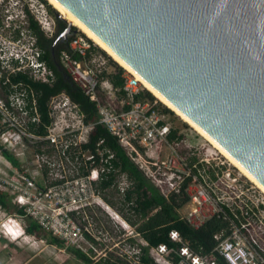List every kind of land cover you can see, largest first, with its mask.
<instances>
[{
	"label": "built area",
	"instance_id": "1",
	"mask_svg": "<svg viewBox=\"0 0 264 264\" xmlns=\"http://www.w3.org/2000/svg\"><path fill=\"white\" fill-rule=\"evenodd\" d=\"M24 1L43 31L47 35L52 33L54 27L48 23V12L43 9L42 4L35 10L26 3V0ZM10 43L12 46L15 43L10 37L3 43L0 41V60L10 72L27 71L34 79L46 82L53 79L52 71L38 58L40 52L36 46L33 47L29 62H24L23 56L15 48L6 51ZM31 43H34L32 36ZM94 45L84 36L76 34L69 40L67 48L59 52L58 58L73 82L95 102L97 121L128 149L132 159L164 196L181 190L187 195L185 204L190 203V209L187 212L179 211L181 218L186 219L194 227H198L213 215L228 222L230 232L225 236L223 231L216 232L214 238L218 243L207 253L193 251L182 239L179 231L172 228L169 231V238L179 242V245L170 247L166 243H159L149 246L148 254L154 262L218 264L216 259L218 252L228 264H259L249 257L240 238L246 230L252 240L249 241L248 250L254 247L256 242L251 236L249 216L263 209V202L261 200L254 202L244 194L234 199L230 198L227 194L233 192V188H229L230 181L223 174L224 163L215 161L212 156L201 157L194 150L186 152L179 149L184 137L179 138V132L170 137L174 127L166 119L165 114L155 102L139 96L144 87L141 81L135 74L127 71L121 74L123 84L114 85L109 75L105 74L103 62L98 59ZM12 57L18 58L20 64L14 66L11 63ZM59 96H62L61 101L58 99ZM13 97L11 94L8 96L9 105L0 97V113L10 110V107L13 109L16 105ZM16 98L21 99L18 106L25 112L22 98L20 96ZM65 101L70 99L64 93L50 98V115L55 119L54 126L57 124L56 120L61 117V111L57 112L60 102ZM73 105L77 108L83 125V115L77 105L75 103ZM73 131L74 129L69 126L58 125L57 131L48 132L44 138H49L56 146L62 145L66 141L65 136L72 134ZM4 132L0 134L2 137H5ZM70 144L72 143H64L63 153ZM76 144L79 143L74 142L73 145ZM0 161L2 171L6 173V176H0V191L6 192L12 203L24 209V214H10L0 220V236L18 240L26 232L23 218L30 217L41 228L64 239L67 246L76 243L80 247L77 241L84 239L85 233H91V230L87 225L83 228L78 224L75 217H80L92 201L100 200L95 198L92 184L99 178L98 168L91 169L88 174L72 178L60 177L49 184L40 185L35 182L33 176L20 173L7 164L9 160L3 154ZM221 184L224 185V190ZM235 248H240L244 254L235 255L233 252ZM137 251L136 248L135 252ZM174 255L178 256L177 262L173 261Z\"/></svg>",
	"mask_w": 264,
	"mask_h": 264
},
{
	"label": "water",
	"instance_id": "2",
	"mask_svg": "<svg viewBox=\"0 0 264 264\" xmlns=\"http://www.w3.org/2000/svg\"><path fill=\"white\" fill-rule=\"evenodd\" d=\"M53 1L264 186V0Z\"/></svg>",
	"mask_w": 264,
	"mask_h": 264
},
{
	"label": "trees",
	"instance_id": "3",
	"mask_svg": "<svg viewBox=\"0 0 264 264\" xmlns=\"http://www.w3.org/2000/svg\"><path fill=\"white\" fill-rule=\"evenodd\" d=\"M49 11L53 14L52 8L49 7ZM56 20L58 24L65 25L62 19L56 18ZM28 32L34 38V44L39 49L38 58L44 61L53 73V79L48 82L34 79L27 71L19 70L9 73L7 91L9 95L15 94L22 98L24 110L30 116L27 122L29 132L43 138L42 141L47 140L44 137L48 134V127L52 123L50 98L60 93L66 94L77 105L79 112L83 115V122L92 124L87 140L76 145L70 144L66 148V152L71 154L73 151L71 158L78 157L82 161L79 166V175L88 174L92 167L98 168L99 178L92 182L97 189L106 190L116 187L117 177L120 175L125 177L127 184L120 200L121 206L118 209L124 219L146 242V244L136 243L138 251L134 252V260L128 259L125 255H115L111 252L108 255L92 258L90 254L80 248L68 245L67 247L72 250L74 256L85 264H156L148 254V247L159 243H166L170 247L179 245V242H174L169 238V231L172 228L179 231L182 239L189 244L193 251L210 252L218 243L214 234L223 231V236H225L230 232L228 222L222 217L213 215L198 227H194L186 219L181 218L179 208L186 203L187 195L182 190L170 193L167 197L160 192L132 159L128 149L121 145L102 123L97 121L95 102L73 82L60 63L59 52L67 48L71 37L69 36L66 41L55 47L56 56L53 58L51 52L53 39L46 36L33 20ZM121 74L122 68L119 67L115 74L109 75L114 85L121 86L123 84L124 79ZM139 96L153 98L148 90H142ZM6 101L9 105L8 97ZM163 111H169V109L164 107ZM176 132L177 130L174 128L170 137H174ZM182 137L184 136L180 134L179 138ZM38 150L40 151V149ZM0 152L13 166H19L17 158L1 144ZM85 152L88 153L86 158L83 156ZM0 207L9 212L16 211V213L24 214L23 207L12 203L10 196L4 191H0ZM125 208L127 209L126 213L123 211ZM236 210L240 211L238 208ZM25 230L29 234L44 238L49 243L59 246L65 244L64 240L41 228L32 219L28 220ZM85 236L94 240L87 233ZM216 259L218 264H228L218 252H216ZM177 260L178 256L174 255L173 261L177 262Z\"/></svg>",
	"mask_w": 264,
	"mask_h": 264
},
{
	"label": "rangeland",
	"instance_id": "4",
	"mask_svg": "<svg viewBox=\"0 0 264 264\" xmlns=\"http://www.w3.org/2000/svg\"><path fill=\"white\" fill-rule=\"evenodd\" d=\"M10 1L9 5L14 7L15 13L18 12V0ZM26 3H29L31 7L33 6L35 10L42 4L44 7L43 9L48 12L47 18L51 27L53 28L54 24L57 23L54 16L55 14H52L49 11V7H53L46 0H26ZM64 20L66 21V19ZM18 23L20 22L17 20L15 24L16 28L18 27ZM65 25L67 26V22H65ZM71 27L75 28L76 31L70 32V37L76 34L82 35L91 43L95 44L76 26L71 24ZM25 31L23 36H21V34L17 36L28 39L29 37ZM44 34L49 36V33L47 35L44 32ZM94 46L98 59L103 62V66L105 68L104 72L107 76L115 74L119 70V67L122 68V73L127 72L125 68L115 62L97 44ZM142 90L148 89L143 87ZM12 96H14L13 98L15 99L14 101L16 105L13 106V109L0 113V134L2 131H5V137L0 135V144L17 158L19 166L15 167L9 161L7 164L20 173L33 176L35 182L40 185L49 184L60 177L72 178L78 176L79 166L82 164V161L78 157H75L74 159L71 158L73 151L71 154L67 152L63 153L62 149L64 143L74 144V142L81 143L86 141L90 130V124H81L77 108L74 107L72 101L60 102L61 105L57 112L60 113L61 111V117L56 120L57 124H55V126V119L53 117L52 125L48 127V132L57 131L58 125L69 126V128L74 129L72 134L65 136L66 141H64L62 145L59 144L56 146L49 138H46V141H42L43 138L29 132L27 122L30 119V116L26 112L19 109L18 105L21 99L16 98L15 94ZM152 96L153 98L151 99L148 97L145 98L155 102L156 106L165 114L166 119L170 122L172 127L176 128L177 132L184 136L182 145H179V149L186 152L194 150L199 153V156L201 157L212 156L215 161L224 163L222 168L224 172L223 174L225 175V178H228L230 181L229 188H233V192H229V194H227L230 198L234 199V197L244 194L245 197L249 196L252 200H254V202H258L260 200L263 202V209L257 210L256 213L249 216L251 236L256 242L254 247H250L251 249L248 250L249 247L247 246H249V241L252 242V240L246 230L245 233L242 234L243 237L240 239L243 241L242 245H244L248 251L249 257L259 264H264V193L251 180L245 177L232 163H230V161L223 156L222 153L213 147L188 123L184 122L173 110L164 105L153 94ZM0 97L4 99L1 89ZM58 99L61 101L62 96H59ZM164 107H167L169 111H163ZM38 149H40V151ZM0 156H2L1 152ZM83 156L86 158L88 153L85 152ZM3 162L5 163L6 161L3 160ZM94 168L96 167H92L91 169ZM0 176H6L4 170L2 171L1 164ZM125 184H127L125 177L120 175L117 177L116 187L100 190L93 186L95 198H100L104 202L107 201V199H110L116 204V206L118 205L120 207L121 196L116 188ZM221 186L224 190V185L221 184ZM103 201H92L87 210H85L80 217H75L76 222L83 228L86 225L90 228L94 240H87L84 237V239L77 241L80 247H78L76 243H74V246L80 248L84 252H87L92 256V258L108 255L111 252L115 255H125L128 259L134 260V252L137 247L136 243L139 242L144 244L145 241H143L141 237L135 233L133 226L127 225V223L119 217L120 214L117 212V208H114V211L119 215ZM104 208L110 212L113 218L122 222V224L126 226L127 230L122 229L120 225L116 223V221L106 211H104ZM189 209L190 203L184 204L181 208H179V211L187 212ZM123 211L126 213L127 209L125 208ZM10 214L16 215V211L9 212L0 207V220ZM29 219L31 218H23L25 227L28 224ZM131 233L134 234L135 238H133L132 241L128 239V236ZM18 240L19 241L15 242H19L20 244L16 245V243L5 242L6 240L0 239V264L4 259L5 260L2 264H85L82 260L74 256L72 250L67 247L66 242L63 246H59L47 242L44 238H39L33 234H29L28 232H25ZM3 248L6 249L3 250ZM233 252L235 255L238 254L239 256L244 254L240 248H235ZM9 253L11 256H8Z\"/></svg>",
	"mask_w": 264,
	"mask_h": 264
},
{
	"label": "flooded vegetation",
	"instance_id": "5",
	"mask_svg": "<svg viewBox=\"0 0 264 264\" xmlns=\"http://www.w3.org/2000/svg\"><path fill=\"white\" fill-rule=\"evenodd\" d=\"M10 0H0V41L3 43L9 37H19L17 35L22 34L23 30H29L32 20L37 23L34 14L30 11L29 7L26 6L24 0H18V12L15 13L14 7L10 4ZM53 14L54 11L52 10ZM13 16V17H12ZM55 16V15H54ZM17 18V19H16ZM55 18H57L55 16ZM17 20L18 27L16 28ZM57 21V20H56ZM40 28V26H39ZM66 25L64 24H54V30L49 34L53 40L51 45V52L53 58H55L56 53L54 51L55 47L63 41H66L69 37V33L63 34L65 31ZM23 29V30H22ZM41 29V28H40ZM9 69L4 66L3 62L0 60V89L2 92V96L6 100L9 96L8 93V80H9Z\"/></svg>",
	"mask_w": 264,
	"mask_h": 264
},
{
	"label": "bare ground",
	"instance_id": "6",
	"mask_svg": "<svg viewBox=\"0 0 264 264\" xmlns=\"http://www.w3.org/2000/svg\"><path fill=\"white\" fill-rule=\"evenodd\" d=\"M56 11H58L66 20H68L72 25L76 26L80 31H82L87 37H89L95 44L102 48L115 62L120 66L125 68L128 72H132L123 62H121L113 53H111L102 43H100L91 33H89L81 24H79L70 14H68L61 6H59L53 0H46ZM138 80L141 81L143 86L148 89L158 100H160L164 105L173 110L184 122L188 123L196 132H198L203 138H205L213 147H215L220 153L225 156L230 163H232L245 177L251 180L263 193L264 186L259 182L250 172H248L241 164H239L231 155H229L222 147H220L212 138H210L205 132L199 129L186 117L180 114L176 109H174L168 102H166L160 95H158L152 88H150L144 81H142L136 74Z\"/></svg>",
	"mask_w": 264,
	"mask_h": 264
},
{
	"label": "clouds",
	"instance_id": "7",
	"mask_svg": "<svg viewBox=\"0 0 264 264\" xmlns=\"http://www.w3.org/2000/svg\"><path fill=\"white\" fill-rule=\"evenodd\" d=\"M40 26V24H39ZM41 28V27H40ZM42 29V28H41ZM43 30V29H42ZM25 31V30H24ZM24 31L23 33L21 34V36L24 35ZM28 35V39H25L23 37H11V39L13 40V42H15L12 46V44H8V47L6 49L7 52L10 51L11 48H15L19 53H21V55L23 56L24 58V62H29V59H30V55L33 53V47H35V42L34 43H31V35H29V32L28 30L25 31ZM25 33V34H26ZM11 63L16 66L18 64H20L19 62V59L16 58V57H12L11 58ZM71 101V100H70ZM70 101H66V102H70ZM73 104V102H72Z\"/></svg>",
	"mask_w": 264,
	"mask_h": 264
},
{
	"label": "crops",
	"instance_id": "8",
	"mask_svg": "<svg viewBox=\"0 0 264 264\" xmlns=\"http://www.w3.org/2000/svg\"><path fill=\"white\" fill-rule=\"evenodd\" d=\"M125 186H126V184L125 185H121V186H118V189H116L119 193H120V198H122V193H123V190H124V188H125ZM109 189V188H108ZM101 201H103L102 199H100ZM104 202V201H103ZM98 203V202H97ZM106 205H108L113 211H114V208H117V212L120 214H118L117 212H115V213H117L118 215H119V217L123 220V221H125L126 223H127V225H129L130 226V224L124 219V217L121 215V212L119 211V209H118V205L116 206V204L112 201V200H110V199H107V201H105L104 202ZM100 204V203H99ZM100 205H102V204H100ZM87 208L88 207H86L85 209L87 210ZM104 211H106L110 216H111V214H110V212H108V210H106L105 208H104ZM112 218H113V216H111ZM115 221H116V223H118L119 225H120V227L122 228V229H124V230H127L126 229V226L125 225H123L122 224V222H120V221H118L116 218H113ZM135 233L136 234H138L136 231H135ZM87 234L89 235V236H91L92 238H93V236H92V234L91 233H88L87 232ZM85 238L87 239V240H90V239H88V237H86L85 236ZM134 238V234H129V236H128V239H130L131 241H132V239ZM0 239H3V240H6L5 242H10V243H16V245H18V244H20L19 242H15V241H19V240H9V239H7V238H5V237H2V236H0ZM135 239V238H134ZM142 239V238H141ZM143 240V239H142ZM144 241V240H143ZM145 244V243H144ZM4 249H6V248H3V250ZM8 256H11L10 255V253L8 254ZM5 260V259H4ZM4 260L2 261V263L4 262ZM1 263V264H2Z\"/></svg>",
	"mask_w": 264,
	"mask_h": 264
}]
</instances>
